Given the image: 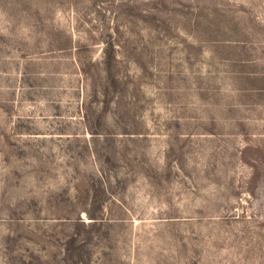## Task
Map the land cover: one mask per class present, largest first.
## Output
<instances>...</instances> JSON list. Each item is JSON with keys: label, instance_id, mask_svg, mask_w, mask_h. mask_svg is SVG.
<instances>
[{"label": "rangeland", "instance_id": "obj_1", "mask_svg": "<svg viewBox=\"0 0 264 264\" xmlns=\"http://www.w3.org/2000/svg\"><path fill=\"white\" fill-rule=\"evenodd\" d=\"M0 264H264V0H0Z\"/></svg>", "mask_w": 264, "mask_h": 264}, {"label": "trees", "instance_id": "obj_2", "mask_svg": "<svg viewBox=\"0 0 264 264\" xmlns=\"http://www.w3.org/2000/svg\"><path fill=\"white\" fill-rule=\"evenodd\" d=\"M106 57H105V69H106V73H107V81L108 84L113 81L114 78V73H113V68H114V61H115V47H114V43L112 42V40L107 41L106 44Z\"/></svg>", "mask_w": 264, "mask_h": 264}]
</instances>
